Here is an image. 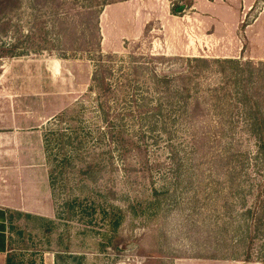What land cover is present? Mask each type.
<instances>
[{
	"label": "rangeland",
	"instance_id": "obj_1",
	"mask_svg": "<svg viewBox=\"0 0 264 264\" xmlns=\"http://www.w3.org/2000/svg\"><path fill=\"white\" fill-rule=\"evenodd\" d=\"M13 111L50 182L16 263L264 264V0H0Z\"/></svg>",
	"mask_w": 264,
	"mask_h": 264
},
{
	"label": "crops",
	"instance_id": "obj_2",
	"mask_svg": "<svg viewBox=\"0 0 264 264\" xmlns=\"http://www.w3.org/2000/svg\"><path fill=\"white\" fill-rule=\"evenodd\" d=\"M0 121V264H5L8 216L45 217L50 182L43 130L14 111Z\"/></svg>",
	"mask_w": 264,
	"mask_h": 264
},
{
	"label": "trees",
	"instance_id": "obj_3",
	"mask_svg": "<svg viewBox=\"0 0 264 264\" xmlns=\"http://www.w3.org/2000/svg\"><path fill=\"white\" fill-rule=\"evenodd\" d=\"M98 80H100V79H98ZM98 80L96 81L97 82V92H108L110 94L109 85L105 83L104 79H101L100 82ZM101 110L103 112H104V110H106L105 104L101 105ZM8 220H9V223H12V216L9 215ZM10 226H11V224L9 225V233H10ZM5 264H18V263H16L14 258L11 255H9V253H8L7 257H6Z\"/></svg>",
	"mask_w": 264,
	"mask_h": 264
}]
</instances>
